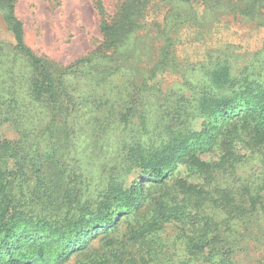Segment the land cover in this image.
<instances>
[{"label":"trees","instance_id":"trees-1","mask_svg":"<svg viewBox=\"0 0 264 264\" xmlns=\"http://www.w3.org/2000/svg\"><path fill=\"white\" fill-rule=\"evenodd\" d=\"M15 4L0 0V264H264L261 72L209 49L198 84L150 83L205 40L188 36L200 7L264 26V0H96L102 40L68 65L27 45Z\"/></svg>","mask_w":264,"mask_h":264},{"label":"rangeland","instance_id":"rangeland-1","mask_svg":"<svg viewBox=\"0 0 264 264\" xmlns=\"http://www.w3.org/2000/svg\"><path fill=\"white\" fill-rule=\"evenodd\" d=\"M95 1L16 0L15 16L23 24L27 45L37 55L68 65L93 51L102 40ZM101 1L110 14L120 2ZM200 14H203L202 27L188 36L193 41L199 39L203 31L205 40L202 43H184L179 48V60L182 62L178 63L181 73L159 72L150 83L157 85L166 94L167 90L181 89L185 80L198 84L201 76L199 72L191 74L192 68L203 60L209 49L226 50L233 68L237 71L246 65H253L251 70L260 71V79L264 80V26L239 16L236 18L231 12L205 6L200 7ZM0 38L5 41L12 40V34L1 11ZM165 232L168 235L170 229L167 228ZM170 238L172 237L169 235ZM233 260L234 264H258L259 255L253 250L237 252L233 255ZM76 261L77 258L73 257L67 264H75Z\"/></svg>","mask_w":264,"mask_h":264}]
</instances>
